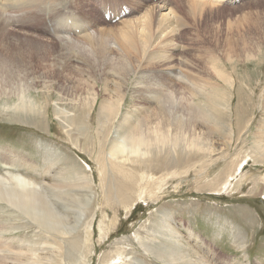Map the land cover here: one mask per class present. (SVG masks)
I'll use <instances>...</instances> for the list:
<instances>
[{
    "label": "rangeland",
    "instance_id": "obj_1",
    "mask_svg": "<svg viewBox=\"0 0 264 264\" xmlns=\"http://www.w3.org/2000/svg\"><path fill=\"white\" fill-rule=\"evenodd\" d=\"M17 1L23 3L33 0ZM124 1L132 14L111 23L100 16L95 0H72L71 9H75L76 14L64 23L74 34L78 25L90 21L96 28L111 31L115 35L113 41L119 49H123V52L116 51L118 62L113 67L114 77L107 84L97 75L92 77L95 78L96 93L92 112L77 107L74 111V106L56 101L57 105L75 113L73 119L65 121L66 124L59 120L54 115V100L63 92L57 87L60 83L68 85V81L61 82L52 76L49 79L53 80V87L47 92L42 87L29 91V95L46 114L43 111L31 113L4 110L3 105L12 104L16 98L7 92L0 97V176L20 174L35 181L48 182V185H65L78 190L77 193H83L86 190L83 186H87L90 181V189L94 194L88 207L95 208V215L92 219L91 250L83 264H106L108 257L110 260L107 263L115 261L116 264H127V255L133 258L132 262L136 260V264H170L161 259L158 253H174V258L186 255L184 261L176 264H206V260L207 264H264V168L254 154L258 145H264V110L259 104V95L264 89V53L257 58L258 61L256 59V64L263 61L262 66L255 68L252 58L243 63V57H237L232 50L234 32L228 34V31H236V28L226 27L228 21L246 12L250 13L249 21L264 27V0H242L227 5H222L225 1L221 0L217 5L221 10L214 14L201 12L205 14L204 17L209 16L207 21L202 20L199 24L203 30L192 23L191 17H196L199 12L187 0ZM64 2L65 0H50V5L59 7ZM161 4L168 5L181 19L180 23H186L178 28L183 37L180 43L186 49L172 54L169 59L174 63L177 58H187L194 67L192 72L211 82L207 85L210 101H205L199 91L191 93L194 94V101L186 109L185 115L197 125V130L205 131L211 125V137L216 151L210 155L197 153L192 158L186 156L187 159L180 160L182 165L177 168L173 161H169L168 168L163 170L137 169L138 165L134 163L120 164L119 167L117 163L112 164L106 159L109 158L106 152L110 145L120 142L137 125L139 113L150 114L152 125L149 128L155 123L163 122V129L171 131L170 138L174 132L169 126H176L172 119L175 111L172 98L165 97L161 102L151 103L160 108L158 111L151 104H147L144 98L134 97L141 85L136 82L142 69H145V73L154 69L156 73L162 74L167 68L163 59H154L153 55H148L144 50L142 40L149 35L147 27L145 32H139L134 24ZM242 4L252 7L245 9L240 6ZM254 5L262 9V19H254ZM217 23L221 28L219 32L215 31ZM119 31L129 35L126 36V42L119 36ZM196 31L205 42L210 43L205 50L208 54L196 44V40H191L199 36ZM239 33L251 36L253 31L243 28ZM34 34L38 32L34 31L24 39L18 37L15 40L18 49L34 45L32 51L41 50L39 39L36 43L30 42ZM227 35L229 38L225 40ZM42 36L46 37L43 34ZM192 50L194 54L200 52L202 57L194 55ZM120 63L124 66L123 70L118 68ZM76 66L78 65H73L75 68ZM36 69L43 70L41 65ZM218 69L220 74L215 72ZM63 75L72 76L66 73ZM117 78L125 79L122 89L127 96L123 106L118 108L120 101L116 94ZM92 79L83 76L81 80H77V84L84 86L86 81L90 82ZM162 79L159 84L164 87L157 91L170 92L171 89L167 87H171V84ZM235 79L241 90L237 93L240 96L234 97L237 88L234 85ZM60 80L63 81L62 78ZM260 80L263 81L261 84ZM76 91L78 99H82L84 103L83 107L91 108V98H88L86 90L76 86ZM45 93L50 95L45 96ZM183 94L189 95L186 91ZM108 95L114 107V114L110 117L111 126L105 124L108 117L99 110L100 105L106 103ZM134 103L138 105L135 106ZM232 105L239 106V109L246 107L243 111L244 117L239 119V115L232 112ZM194 107L198 109V113ZM233 129L235 133L232 132ZM148 132L150 131L147 128ZM196 137L200 142L206 138L199 134ZM151 142H155L149 144L155 147L151 156L160 158L161 161L171 158L172 152L168 154L163 148L169 147L172 141L156 138ZM171 146L169 149L172 150ZM238 153L239 156L236 157ZM231 159H236L234 165ZM150 162L158 165L162 163L156 160ZM130 170L133 176L127 184L124 179L126 171ZM142 170L147 175L143 181H137ZM114 176L122 179L125 185L132 183L131 189H126L125 186L123 190L117 188ZM140 182L143 189L138 185ZM46 194L53 197L51 191H46ZM0 208H4L0 213L5 215L4 219L11 227L5 235L16 237L14 244L35 239L34 223L30 221L29 227H23L21 220L10 219L12 209L3 200H0ZM166 222L176 236H171ZM117 250L121 251V256L111 260ZM73 260L67 258L66 262Z\"/></svg>",
    "mask_w": 264,
    "mask_h": 264
},
{
    "label": "bare ground",
    "instance_id": "obj_2",
    "mask_svg": "<svg viewBox=\"0 0 264 264\" xmlns=\"http://www.w3.org/2000/svg\"><path fill=\"white\" fill-rule=\"evenodd\" d=\"M222 1L187 0V3L190 6H196L199 12L196 17H191L192 23L194 25H199L202 20L207 21L209 16L206 15L204 17L205 14L201 12H206L207 14L216 13L222 9L221 7H217ZM71 2L72 0H65L59 7H52L50 5V0H33L32 2L23 3H19L17 0H0V97L7 92L10 95H14L16 98L12 104L3 105L4 110L12 109L16 112L31 113L32 111H34V113L35 111H40L39 113H41L43 108H40L35 99L29 95V91L32 89L38 90L39 87H42L44 91L47 92L50 87H53V80L49 79L52 76L61 82L68 81V85L64 83L59 84L57 88L61 89L60 91L64 94L59 93L56 100H54V115L65 123L66 120L73 119L75 113L59 106V104L57 105L56 101L70 104L72 107L74 106V111L77 107L78 109L92 112L93 103L96 99L94 90L95 78L92 79V77H95V75L101 77L104 84H107L109 79L114 77L112 73L113 67L118 62L116 51L123 52V49H119L118 45L113 41L115 35L111 31L96 28L90 21L78 25L73 34L72 29L64 25L69 17L73 18V15L76 14V10L71 9L73 7ZM240 6L245 9L252 7H246L243 6V4ZM155 8L148 11L142 20H138L134 22V24L139 28V32H145L147 27L149 35L142 40L144 50L148 55H153L154 59H163L167 68L162 74L156 73L154 69L145 73V69H142L136 82L141 85L134 94V97L138 99L144 98L143 100L146 101L147 104L161 102L165 97L172 98L175 106L172 119H174L176 126H169V128L172 127L174 132L173 136L170 138L171 131L169 129H163V122L159 124L155 123L149 128V126L152 125L151 118L149 117L150 114L146 115L143 112L139 113L136 120L137 125L126 133L119 140L120 142L115 143V145H110L108 152L105 151L109 157L106 159L112 164L117 163L118 166L120 164L134 163L138 165L137 169L144 168L152 170V168H154L163 170L168 168L167 163L169 161H173L174 166L177 168L182 165L180 160L192 158L197 153L210 155L216 151L214 141L211 137V125H209L205 131L197 130V125L185 115L186 109L190 108L194 101V94L191 93H197L199 91V94L205 101H210L207 85L211 84V82H209V79H203V77L194 74L192 72L194 68L192 62L187 58H177L174 63L169 59V56L172 54H178L181 52L179 50L186 49L185 45H181L180 43L182 42L180 41L182 35L179 34L180 29H178L183 27L186 23H180L179 21L181 19L171 8L169 9V6L166 4H161L156 9ZM249 19L250 13L246 12L228 21L226 27L227 29L233 26V28H236V31H228V34L234 32L233 37L235 42L233 43L232 50L236 53V56L243 57V63L247 61V59L252 58V64L257 68L262 66L263 62L260 61L256 64V59L264 53V27L257 26L256 23L249 21ZM254 19H262V9H260L258 5H254ZM201 27L202 25H199V28L203 30ZM243 28H246L248 31H253L252 35H241L239 32ZM220 29L217 23L215 31L219 32ZM33 30L38 32V34H34L30 42L36 43L39 39L40 45L42 46L41 50L37 49L32 51L31 49L35 47L34 45L18 49L15 40L18 37L23 39L26 38L29 34H33ZM196 33L199 36L191 40H196V44L205 51L206 45L208 46L210 43L205 42L198 31H196ZM42 34L46 37H43ZM118 34L125 42L128 40L126 36L129 35L126 34V32L119 31ZM228 38L229 36L227 35L225 40ZM47 40L49 42H47ZM207 49L209 50V48ZM207 52L206 54H208ZM199 53L196 52V56H198ZM211 59L213 60V57ZM76 64L78 66H76V68L73 67V65ZM40 65L43 68L42 71L36 69V67ZM47 68L49 70H47ZM74 68L76 70H74ZM118 68L123 70V64H118ZM215 72L218 74L221 73L219 69L215 70ZM63 73L72 76L66 77ZM83 76L92 80H90V82L86 81V84L81 86L80 83L77 84V80H81ZM162 77L171 84V87H167L171 89L170 92L157 91L158 89L162 90L164 87L159 84ZM60 78H62L63 81L60 80ZM116 80V94L120 101L117 106L118 108L120 105L123 106V102L126 101L127 96L122 89L124 81L119 78ZM262 82L263 81H261L260 84ZM234 85L237 87L236 79L234 80ZM76 86L86 90L88 98H91V108L83 107L84 103L82 99H78L77 97ZM238 87L235 89L236 93L234 97L240 96L237 94L240 89ZM104 91H107L106 88ZM184 91L189 93V95L184 96ZM48 95H50V93H47L45 96ZM61 97H64V99H61ZM110 98V95H108L106 103L99 107V110L103 112L102 114L108 117L105 123L107 126H111L112 118L110 119V117L114 114V107L112 102H110ZM137 102L139 101L137 100ZM168 103H170V99H168ZM259 104L264 110V89L261 95H259ZM134 105L137 106L138 103H134ZM150 106H153V109L160 110V108L152 104ZM170 107H172V103H170ZM238 107L237 105H232V112L237 113L240 119L244 117L243 111L246 110V107L242 106L244 107L243 109H239ZM194 109H196V107H194ZM238 111L241 112L238 113ZM43 113L46 114V111L44 110ZM166 113H168V109H166ZM190 113H192V111H190ZM196 113H198V109H196ZM67 116H70V118H66ZM67 126H69V124H67ZM118 126L121 127L120 125ZM147 128L150 131L148 133ZM232 132L235 133V129H233ZM197 134L206 136L205 141H198L196 137ZM156 138L164 141H172V146L170 145L172 150L169 149L170 146L163 148L168 151V154L172 152L171 158L168 157L167 160L161 161L160 158H154L150 155L155 147L149 144L155 143L151 141ZM194 149H196V151H193ZM124 154H126V156ZM254 154H256L259 161L262 162L264 168V145H258ZM238 156L239 153L236 154V157ZM152 160L162 163L161 165L153 164L150 162ZM235 160L236 159H231L232 165H234ZM128 168L133 169L129 166ZM144 172L145 171L142 170L137 181H143L144 176L147 175V173ZM150 175L151 172L149 176ZM131 176H133L132 170L129 172L126 171V179H124L126 183ZM113 178L116 180L117 188L120 190H123L124 186L126 189H131L130 186L132 183L125 185L122 179L120 180L116 178V176ZM89 182L90 181L87 182V186H83L86 188L83 193H77L78 190L74 188H68L58 183L48 185V182L35 181L20 174L0 176V200L5 201L12 209H10V219L14 221L21 220L23 222V227H29L28 223L31 221L34 223L35 227L33 235L37 237L30 242L14 244L15 242L13 241L16 237L5 235L11 227L8 225V222H6L7 220L4 219L5 215L0 213V264H83L84 258L86 259V257H88L87 254L91 250H89V247L92 241V219L95 215V208L88 207L91 204L90 202L94 194L90 189ZM140 184L141 182L138 184L140 189H143V186ZM57 187L61 188L56 189ZM46 191H51L53 197L48 196ZM106 195L108 197L107 193ZM2 209L4 208H0V211ZM166 226L171 236L177 235L169 229L167 222ZM117 251L116 257H112L111 260L121 256V251ZM158 254L161 259H164L170 264L184 261L186 256L174 258V253ZM67 258H73L74 260L73 262H66ZM127 258L129 259L127 264H136V260L132 262L134 261L133 258H130L128 255ZM109 260L110 258L108 257L105 263L116 264L115 261L107 263ZM206 261L205 263L207 264Z\"/></svg>",
    "mask_w": 264,
    "mask_h": 264
}]
</instances>
